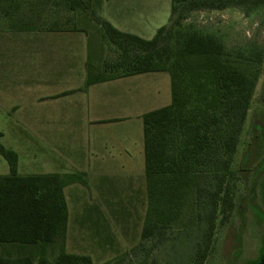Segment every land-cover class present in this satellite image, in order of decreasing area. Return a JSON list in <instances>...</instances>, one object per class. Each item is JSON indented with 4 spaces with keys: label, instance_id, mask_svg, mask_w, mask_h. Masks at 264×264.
<instances>
[{
    "label": "trees",
    "instance_id": "trees-1",
    "mask_svg": "<svg viewBox=\"0 0 264 264\" xmlns=\"http://www.w3.org/2000/svg\"><path fill=\"white\" fill-rule=\"evenodd\" d=\"M170 1L168 22L149 40L113 28L96 16L90 0H0V29L87 33L76 23L81 15L98 26L99 43H109L116 53L111 61L87 64L85 86L168 74L170 104L142 116L146 211L139 243L131 252L143 251L147 242L157 246L171 240L185 225L183 230L197 235L192 264H203L212 250L217 217L225 225L238 207L240 173L249 156L244 154L237 172L232 163L264 50L255 45L247 51L227 50L216 36L183 22L199 10L236 7L248 14L264 6V0ZM0 157L8 167V173L0 175V264H93L86 254L65 251L68 213L63 189L72 183L84 185L83 177L19 175L17 154L1 142ZM49 249L56 252L52 260Z\"/></svg>",
    "mask_w": 264,
    "mask_h": 264
},
{
    "label": "crops",
    "instance_id": "crops-1",
    "mask_svg": "<svg viewBox=\"0 0 264 264\" xmlns=\"http://www.w3.org/2000/svg\"><path fill=\"white\" fill-rule=\"evenodd\" d=\"M90 2L100 19L144 40L170 18V0ZM90 38L88 32L0 29V117L14 123L17 140L6 148L17 154V173L85 180L63 189L65 251L76 255L88 232L85 225L97 227L106 215H120L118 203H130L132 213L135 203L146 205L142 116L171 101L167 73L85 86L87 64L102 58L98 38L96 53ZM36 157L38 172H29L28 160Z\"/></svg>",
    "mask_w": 264,
    "mask_h": 264
},
{
    "label": "rangeland",
    "instance_id": "rangeland-1",
    "mask_svg": "<svg viewBox=\"0 0 264 264\" xmlns=\"http://www.w3.org/2000/svg\"><path fill=\"white\" fill-rule=\"evenodd\" d=\"M76 17H78L76 19L78 26L90 34V50L96 53V38H99L98 26L93 21L87 20L86 16L83 19L81 15ZM183 25L192 27L203 34L216 36L230 51H247L254 45L264 50V6L248 14L236 7H228L224 10L194 11L190 13ZM1 27H4L2 21H0ZM100 42L102 58L98 63L93 62L94 65L103 64L116 57L114 48L109 43L103 40ZM92 59L94 61L93 54ZM262 83H264V57L261 76L257 90L255 89L254 92L252 109L248 113L232 163V169L237 172L244 154H250L248 164L243 166L245 172L240 173L243 181L238 188L237 203L239 206L229 223L221 225V216L217 217L212 250L203 264H264V171L261 172L264 168V147L261 152L254 151L252 149L254 141L249 137L248 132L251 111L260 107L257 99H259ZM2 118L3 116L0 117V131L5 135L0 142L8 147L17 140L13 137L14 123L7 118ZM262 128L264 125L260 129ZM260 138L264 143V132ZM25 158L28 159L27 155ZM28 161L32 165L30 168L32 171L29 172H38V157ZM21 172L20 174H23L25 171ZM7 173V164L0 157V175ZM253 174L255 178L257 177L255 181L251 179L254 178ZM118 204L120 215L114 217L106 215L98 221L97 227L85 225L88 232L82 236L84 238L82 248L74 249V252L92 256L93 264H192V247L197 235L189 228L183 230L185 225L180 228L179 234L176 233L171 237V240L167 238L157 246L147 242L143 251L135 250L136 252L132 253L131 249L136 247L140 240L146 205L145 203L143 205V202L135 203V213H132L128 207L130 203ZM87 220L85 219V222ZM90 222L88 221L87 224ZM128 252H131L130 256L124 257ZM55 254L56 252L52 253L49 249L48 259L52 260Z\"/></svg>",
    "mask_w": 264,
    "mask_h": 264
},
{
    "label": "flooded vegetation",
    "instance_id": "flooded-vegetation-1",
    "mask_svg": "<svg viewBox=\"0 0 264 264\" xmlns=\"http://www.w3.org/2000/svg\"><path fill=\"white\" fill-rule=\"evenodd\" d=\"M259 79H260V77H259ZM257 84H258V82H257ZM257 84H256V87H257ZM256 87H255V89H256ZM254 92H255V90H254ZM254 96L255 95L253 94L251 105H250V109H252V105H253V102H254ZM257 100H258V102L260 104V107H257V109L251 111V114H250V126L248 128V132H249V137L251 139H253V141H254L252 149L254 151L261 152V149L264 147V143L261 142L263 140H262V138H260V137H262V132H264V128H262V130L260 129L261 126L264 125V83L261 84V92L259 94V99H257ZM250 109L248 110V113L250 112ZM247 116H248V114H247ZM246 121H247V118H246ZM246 121H245V123H246ZM256 141H257V143H256ZM247 156H250V154L247 153ZM248 159H249V157H248ZM257 162H259V161H257ZM247 164H248V161L245 162L243 166H245ZM240 165H241V162H240ZM243 169L245 170V167ZM262 171H264V168L261 170V172ZM253 177H254V174H253ZM256 178L254 177V178H251V179L253 181H255ZM242 181H243V179L241 178L239 184H241ZM239 184H238V188H239ZM238 192L239 191L237 190V195H238ZM260 193H261V191H260ZM238 206H239V204H238Z\"/></svg>",
    "mask_w": 264,
    "mask_h": 264
}]
</instances>
